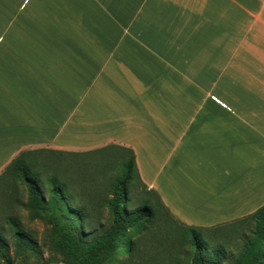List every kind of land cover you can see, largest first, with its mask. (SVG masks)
<instances>
[{
	"label": "crops",
	"instance_id": "0c3cea01",
	"mask_svg": "<svg viewBox=\"0 0 264 264\" xmlns=\"http://www.w3.org/2000/svg\"><path fill=\"white\" fill-rule=\"evenodd\" d=\"M264 0H0V175L132 149L188 227L264 205Z\"/></svg>",
	"mask_w": 264,
	"mask_h": 264
},
{
	"label": "rangeland",
	"instance_id": "374dc122",
	"mask_svg": "<svg viewBox=\"0 0 264 264\" xmlns=\"http://www.w3.org/2000/svg\"><path fill=\"white\" fill-rule=\"evenodd\" d=\"M129 155V151L113 147L92 153L44 151L25 156L29 171L36 176L45 199L50 197V181L57 180L65 185L71 197L70 205L83 208L84 214L88 216V222L84 226L76 224L71 217L54 208H48L41 216L34 218V214L22 206L28 201L24 181L3 172L0 176V230L4 232L7 250H0V264H63L62 254L54 247V228L58 225L73 231L79 237L82 233L89 237L103 234L112 223L109 201L115 186L124 178L123 162ZM131 181L127 193L128 211L141 209L146 199H152L157 205L153 194L142 185L137 170L131 172ZM157 209L160 218L153 224L150 223L147 232L138 237L136 254L131 257L121 252L111 258L108 264H170L173 256H178L185 262L188 259L189 264H192L194 253L190 240L184 241L177 236L178 220L174 218L172 221L163 213L162 207ZM10 215L20 221L25 234L31 239L30 243H18L6 223ZM253 225L212 229L205 242L208 251L223 247L226 257L224 264L233 263L242 253L246 237L251 236ZM161 236L168 239L159 243ZM125 242L126 240L124 245Z\"/></svg>",
	"mask_w": 264,
	"mask_h": 264
},
{
	"label": "trees",
	"instance_id": "16d2710c",
	"mask_svg": "<svg viewBox=\"0 0 264 264\" xmlns=\"http://www.w3.org/2000/svg\"><path fill=\"white\" fill-rule=\"evenodd\" d=\"M121 149L129 151L130 155L123 162L122 174L124 178L115 186L113 196L109 201V210L112 214L110 227L98 236L89 237L82 233L79 237L73 231L63 228L62 225L56 226L54 228V247L62 254L63 264H108L111 258L121 252L129 254L131 257L134 256L137 252L138 237H142L147 232L146 230L150 223L153 224L160 218L158 217L159 211L157 209L159 206L163 208L165 215L171 218L172 221L175 220L160 198L146 188L157 200V205L153 203L152 199H146L141 209L134 212L128 211L126 204L129 202L127 197L128 185L132 183L131 172L133 170L138 171V168L135 152L132 149ZM36 152H44V150L21 152L4 171L24 181L28 190V201L23 203L22 206L31 214H34V218L41 216V213L48 208L59 209L65 215L71 217L76 224L84 226L88 222V216L84 214L83 208H75L70 205L71 197L68 195L65 185L57 182V180L50 181L52 185L50 197L48 200L45 199L36 176L31 174L25 160L26 155ZM6 223L18 243L31 242L17 217L10 215L6 219ZM241 224L254 225L251 228V236L246 237L242 253L230 264H264V205L246 219L215 229L220 230L228 226H240ZM176 225L177 236L184 241L190 240L194 253L191 260L192 264H224L226 257L223 247L208 251V247L205 244L206 238L212 232V229L188 227L179 221L176 222ZM166 238L161 236L159 243L168 239ZM125 240L126 245H124ZM0 250L1 252H6L7 250L4 232L1 230ZM128 262L129 260H127ZM171 262L170 264H184L185 261L178 256H173ZM185 263L189 264V260L187 259ZM117 264L123 263L118 262Z\"/></svg>",
	"mask_w": 264,
	"mask_h": 264
}]
</instances>
